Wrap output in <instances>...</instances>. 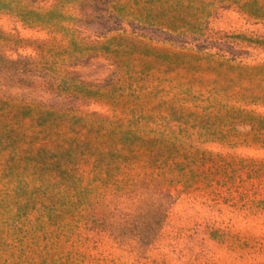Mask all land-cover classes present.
<instances>
[{"label":"rangeland","instance_id":"374dc122","mask_svg":"<svg viewBox=\"0 0 264 264\" xmlns=\"http://www.w3.org/2000/svg\"><path fill=\"white\" fill-rule=\"evenodd\" d=\"M0 264H264V0H0Z\"/></svg>","mask_w":264,"mask_h":264}]
</instances>
